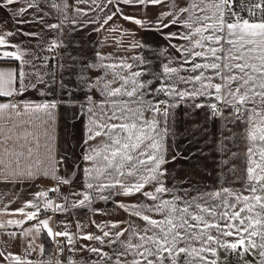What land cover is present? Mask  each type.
Wrapping results in <instances>:
<instances>
[{
  "label": "snow or ice",
  "instance_id": "1",
  "mask_svg": "<svg viewBox=\"0 0 264 264\" xmlns=\"http://www.w3.org/2000/svg\"><path fill=\"white\" fill-rule=\"evenodd\" d=\"M0 137V264H264V0H0Z\"/></svg>",
  "mask_w": 264,
  "mask_h": 264
},
{
  "label": "crops",
  "instance_id": "2",
  "mask_svg": "<svg viewBox=\"0 0 264 264\" xmlns=\"http://www.w3.org/2000/svg\"><path fill=\"white\" fill-rule=\"evenodd\" d=\"M59 2V0H58ZM69 3H72L73 0H68ZM82 7H86L85 5H82ZM156 11L155 9H151L150 10V16L152 15V13ZM138 16H142L143 12H136L135 13ZM73 18V13L71 11H69V19L71 20ZM45 19L47 20V22L49 23H55V22H59V19H62V17L56 13V12H52L50 17H45ZM87 19V18H85ZM117 23H123L125 24L126 27H134L133 25L127 24L126 22L123 21H117ZM20 27H22L24 29V31H39L40 30V26L39 25H20ZM72 25L70 23H67L64 27V32L68 34V36L71 38L72 40V45L69 46L68 51H73V49L80 47V46H84L86 48H98L101 51H111L112 48L110 46H105V47H100L97 44V41H99L101 39V37L105 36L106 33L101 32L99 34L96 33H91L90 34V29L92 26H89L88 28L81 30L79 27L76 28L75 32L72 31ZM55 35V33H47L46 35V39H50L51 37H53ZM139 40H142L145 44L149 45L150 48H156V46L158 44L162 45L164 43V41L159 37V34L157 33H152V32H148L145 33L144 31H140L136 37ZM20 41H24L27 40V37H19L18 38ZM35 41H33L34 43ZM67 42V41H65ZM137 51H141V50H137ZM73 54H75L73 52ZM135 54V53H132ZM50 55H56V56H60V55H66V53L64 52V50H57L56 53H52ZM127 55V53H126ZM29 98L32 99H38V97L35 96V94L33 93H29ZM61 133L63 135V129L61 130ZM2 138V137H0ZM185 145H186V141L177 140V148L184 153L185 155H187V152L185 151ZM192 147V150L195 151V146H189ZM202 147V145H201ZM195 163V158H193L192 160L189 161H184V160H179L176 164H173L172 167L177 169L178 174H182L184 172H189L191 171V166ZM195 179H200L199 176H196ZM39 186L42 187H51L52 184L48 181H40L38 182ZM39 190L37 187H29V185L24 184V185H16L14 188L11 185H4V184H0V195H3V193L8 192L9 195L7 197H5L4 202L7 203V201L9 199H12L14 196H16L17 194H20V200L16 203H13L11 205V208L15 209L18 208L20 206H22L23 201L25 200H30L32 199L31 193L35 192ZM97 207H104L103 204L98 203L96 205ZM42 207V205H41ZM46 215H51V213H47V214H42L41 218H45ZM79 217L81 219L86 220V217L84 216V213L80 212L78 213ZM13 218H19V217H13ZM75 216H65L63 214H56L53 217V221H59V220H65V219H69V220H73L75 219ZM113 219H122V216H118V217H112ZM97 219H103L102 217H97ZM53 227H55V223H53ZM73 231H75V228L72 229ZM88 231H95V229L93 228H88L86 229ZM43 236H46V234L40 236L39 238H37L36 240V244L39 245L41 243H43ZM49 240V239H48ZM50 242V240H49ZM86 243V242H84ZM51 244V242H50ZM107 250V249H105ZM55 248L54 246L51 244V250L50 252H54ZM33 260L39 261L40 259H42V257L39 254V251H37L32 257ZM246 259L248 260H252L253 257L248 256L246 257ZM232 264H236L235 260H233Z\"/></svg>",
  "mask_w": 264,
  "mask_h": 264
},
{
  "label": "trees",
  "instance_id": "3",
  "mask_svg": "<svg viewBox=\"0 0 264 264\" xmlns=\"http://www.w3.org/2000/svg\"><path fill=\"white\" fill-rule=\"evenodd\" d=\"M43 244L47 248V250L50 252L51 250V244L46 236H43Z\"/></svg>",
  "mask_w": 264,
  "mask_h": 264
}]
</instances>
